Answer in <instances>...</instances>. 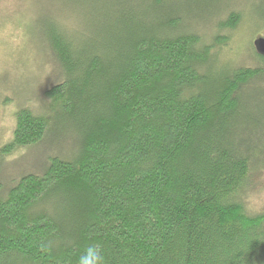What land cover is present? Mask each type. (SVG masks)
<instances>
[{"label": "trees", "instance_id": "obj_1", "mask_svg": "<svg viewBox=\"0 0 264 264\" xmlns=\"http://www.w3.org/2000/svg\"><path fill=\"white\" fill-rule=\"evenodd\" d=\"M97 2L105 33L90 45L49 27L68 76L46 92L80 151L0 195V264H79L90 246L103 264H264V209L249 205L264 179V54L215 59L244 15L221 9L206 41L165 0ZM50 127L22 110L4 151Z\"/></svg>", "mask_w": 264, "mask_h": 264}, {"label": "rangeland", "instance_id": "obj_2", "mask_svg": "<svg viewBox=\"0 0 264 264\" xmlns=\"http://www.w3.org/2000/svg\"><path fill=\"white\" fill-rule=\"evenodd\" d=\"M165 1L171 11L166 9L164 15H175V6L184 7L183 26L198 30L206 41L212 38L216 23L224 15L221 9L242 12L244 25L220 34L222 39L227 37L228 42L224 45L230 48L226 50L222 46L221 55H216L215 59L220 57L222 62H234L235 65L249 63L252 58L249 47L254 48L255 39L264 37V0ZM121 9L122 6L114 8L113 14L120 13ZM101 22L97 0H0L1 196H6L25 174L43 172L51 158L71 160L78 155L82 141L78 124L63 111L53 108L46 92L68 76L60 61L51 53L49 27L55 25L68 33L77 50L90 45L92 38L104 36ZM113 26L114 34L116 24ZM118 27L120 29L119 24ZM246 97L251 98V95ZM251 107L257 111L260 105ZM24 109L46 115L50 120V130L36 145L15 148L6 153L4 149L14 138L17 116ZM263 180L257 195L251 197V211L264 209Z\"/></svg>", "mask_w": 264, "mask_h": 264}, {"label": "clouds", "instance_id": "obj_3", "mask_svg": "<svg viewBox=\"0 0 264 264\" xmlns=\"http://www.w3.org/2000/svg\"><path fill=\"white\" fill-rule=\"evenodd\" d=\"M79 264H103L101 249L98 247H88L85 253L80 256Z\"/></svg>", "mask_w": 264, "mask_h": 264}, {"label": "water", "instance_id": "obj_4", "mask_svg": "<svg viewBox=\"0 0 264 264\" xmlns=\"http://www.w3.org/2000/svg\"><path fill=\"white\" fill-rule=\"evenodd\" d=\"M254 47L259 53L264 54V37H258L255 39Z\"/></svg>", "mask_w": 264, "mask_h": 264}]
</instances>
